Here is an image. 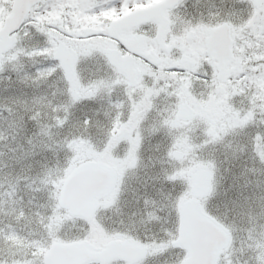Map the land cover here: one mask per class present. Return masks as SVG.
<instances>
[{
  "label": "snow or ice",
  "instance_id": "1",
  "mask_svg": "<svg viewBox=\"0 0 264 264\" xmlns=\"http://www.w3.org/2000/svg\"><path fill=\"white\" fill-rule=\"evenodd\" d=\"M221 2L0 0V264H264V0Z\"/></svg>",
  "mask_w": 264,
  "mask_h": 264
},
{
  "label": "rangeland",
  "instance_id": "2",
  "mask_svg": "<svg viewBox=\"0 0 264 264\" xmlns=\"http://www.w3.org/2000/svg\"><path fill=\"white\" fill-rule=\"evenodd\" d=\"M221 0H201V4L199 6H202L204 8H222L223 4ZM4 127L3 122H0V128ZM16 149L17 148V141H14L11 135L7 136L6 140H0V153H3V155H0V184H5L7 181L5 180V176L3 173L8 174V180H11L13 184H15V178L18 174H21V166L18 165L13 160V153L9 151V149ZM5 165H8V167L5 168ZM20 187L23 188V184H20ZM15 191V189L11 190ZM19 206V201L16 199V197L13 196H6L3 194H0V224H3L7 220H11L12 224L7 231L11 232L13 234L12 239L13 243L19 244L20 241L16 239V234L19 235V237L24 238L27 237L30 233L28 231L29 226L26 224L25 220L23 219H17L18 212L16 209ZM7 215H9L7 217ZM24 245H27V240H24ZM2 254V252H0Z\"/></svg>",
  "mask_w": 264,
  "mask_h": 264
},
{
  "label": "flooded vegetation",
  "instance_id": "3",
  "mask_svg": "<svg viewBox=\"0 0 264 264\" xmlns=\"http://www.w3.org/2000/svg\"><path fill=\"white\" fill-rule=\"evenodd\" d=\"M220 2V1H219ZM221 3V2H220Z\"/></svg>",
  "mask_w": 264,
  "mask_h": 264
}]
</instances>
